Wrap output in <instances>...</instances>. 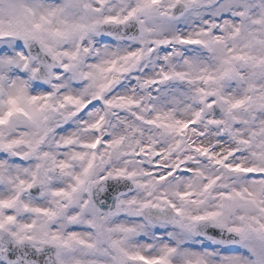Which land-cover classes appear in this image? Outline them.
<instances>
[{
    "label": "snow or ice",
    "instance_id": "1",
    "mask_svg": "<svg viewBox=\"0 0 264 264\" xmlns=\"http://www.w3.org/2000/svg\"><path fill=\"white\" fill-rule=\"evenodd\" d=\"M0 264H264V0H0Z\"/></svg>",
    "mask_w": 264,
    "mask_h": 264
}]
</instances>
